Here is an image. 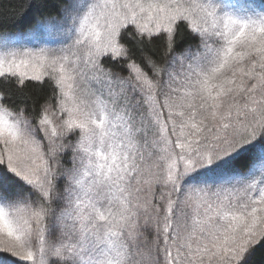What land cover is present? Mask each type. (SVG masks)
<instances>
[{
	"label": "snow or ice",
	"instance_id": "obj_1",
	"mask_svg": "<svg viewBox=\"0 0 264 264\" xmlns=\"http://www.w3.org/2000/svg\"><path fill=\"white\" fill-rule=\"evenodd\" d=\"M38 7L32 35L51 43L0 34V256L253 264L264 249V0ZM146 48L155 59L136 56ZM29 83L47 85L39 109Z\"/></svg>",
	"mask_w": 264,
	"mask_h": 264
},
{
	"label": "trees",
	"instance_id": "obj_2",
	"mask_svg": "<svg viewBox=\"0 0 264 264\" xmlns=\"http://www.w3.org/2000/svg\"><path fill=\"white\" fill-rule=\"evenodd\" d=\"M242 3L243 0H237ZM41 0H2V6H0V34H7L10 39H21L29 45H39L41 42L51 43L52 38L47 34H40L38 36L32 35V29L36 22V19L44 9L39 8ZM57 3V0H47L49 10H54L52 6ZM31 5V7L29 6ZM131 30V29H130ZM153 48L157 49L156 55L161 54L162 50L158 48V43H154ZM152 56L154 59L156 56L149 49H145L143 54L136 53L137 57ZM137 62H140L138 59ZM116 72H121L119 66L113 67ZM126 75V72L122 73ZM2 86V85H0ZM25 92L28 96V106L33 104L37 109L48 100L49 92L47 85H39L35 83H29ZM17 103L20 104V97H14ZM17 258L12 257L11 254L0 256V260H6L8 263H13ZM253 264H264V249H258L256 255L253 257Z\"/></svg>",
	"mask_w": 264,
	"mask_h": 264
},
{
	"label": "rangeland",
	"instance_id": "obj_3",
	"mask_svg": "<svg viewBox=\"0 0 264 264\" xmlns=\"http://www.w3.org/2000/svg\"><path fill=\"white\" fill-rule=\"evenodd\" d=\"M45 42H41V43H39V45H37V46H40V45H42V44H44ZM29 46H35V45H32V44H30ZM3 261V264H13V263H8V261H6V260H2Z\"/></svg>",
	"mask_w": 264,
	"mask_h": 264
}]
</instances>
